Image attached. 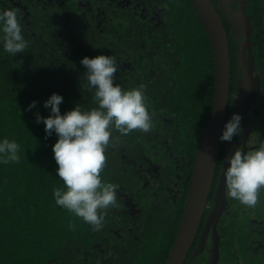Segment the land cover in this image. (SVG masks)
<instances>
[{
	"label": "trees",
	"instance_id": "1",
	"mask_svg": "<svg viewBox=\"0 0 264 264\" xmlns=\"http://www.w3.org/2000/svg\"><path fill=\"white\" fill-rule=\"evenodd\" d=\"M171 1H162L169 16ZM120 2L116 6L109 0H0V9L18 10L29 45L15 57L0 45V139L20 145L19 163L0 164V264L166 260L211 109L213 60L197 18L186 24L196 36L184 32L179 40L186 43L183 47L164 45L158 22L128 15ZM169 22L182 31L176 19ZM99 55L115 56L114 83L122 89L145 86L152 129H136L127 136L113 129L110 140L118 139L106 149L100 175L102 181L119 185L117 205L107 209L101 229L93 231L55 203L53 192L63 187L52 152L57 138L46 136L36 113L49 115L43 104L53 93L63 97L61 114L77 104L86 110L97 107L94 92L82 79L85 69L80 61ZM185 63L199 69L188 75L183 72ZM32 101L37 106L28 110ZM152 161L154 167L148 170ZM179 163L184 172L177 179ZM173 196L177 199L172 204ZM127 222L137 229L121 231Z\"/></svg>",
	"mask_w": 264,
	"mask_h": 264
},
{
	"label": "clouds",
	"instance_id": "2",
	"mask_svg": "<svg viewBox=\"0 0 264 264\" xmlns=\"http://www.w3.org/2000/svg\"><path fill=\"white\" fill-rule=\"evenodd\" d=\"M22 29L18 10L0 9V45L14 57L29 46ZM80 63L85 69L82 79L94 92L97 107L86 110L77 104L61 114L63 97L53 93L43 104L49 115L44 117L37 112L36 123L44 125L47 137L55 134L57 138L52 152L63 187L53 192L56 205L82 219L93 231H99L107 209L117 205L119 185L102 181L100 175L105 167V151L118 139L110 140L113 129L122 136L136 129L148 133L152 118L145 103L144 85L124 90L114 83V74L118 73L114 55L85 56ZM36 106L37 102L32 101L28 110ZM241 121L242 117L234 113L225 123L219 140L230 142L240 136ZM19 152L20 145L15 140L0 139V164L19 163ZM224 164L227 196L247 207H255L259 193L264 191V140L252 150L236 148ZM69 228L74 230L75 224L70 223Z\"/></svg>",
	"mask_w": 264,
	"mask_h": 264
},
{
	"label": "flooded vegetation",
	"instance_id": "3",
	"mask_svg": "<svg viewBox=\"0 0 264 264\" xmlns=\"http://www.w3.org/2000/svg\"><path fill=\"white\" fill-rule=\"evenodd\" d=\"M109 1L116 6L118 2L122 1L120 3L126 6L128 15H138L139 18L148 22L152 20L158 22L157 25L160 24L161 26L164 45L177 43L183 47L186 43L180 41L185 38L184 32L189 33L186 24L196 22V18L204 29L190 0H172L169 2V5L173 6V15L171 16H169L168 6L162 2L163 0ZM209 1L219 15L229 50V95L223 127L235 113L242 117L241 127L243 131L240 136L234 137L232 141H220L219 143L218 158L205 210L195 240L183 264H264V191L259 193V201L255 207H247L227 196L223 177L224 167H227L224 161L229 154L233 153L236 148L241 151L252 150L264 140V0ZM159 6H162L163 9ZM170 18L177 20L182 31L174 29L175 27L171 28ZM190 21L192 23H189ZM154 26L157 27L156 24ZM195 28L197 29V24H195ZM204 33L210 47L213 60L211 65L215 76L212 48L205 29ZM189 35L196 36L194 32L193 34L189 33ZM179 49L181 47L177 46L176 50ZM184 51L188 52V49ZM184 65L183 72L185 71L188 75L192 74L194 69H199L197 64L185 63ZM212 101L213 95L211 108ZM209 115L203 131L206 128ZM150 167H154L153 161L147 167L148 170ZM192 169L193 164L182 213ZM176 170L178 172L177 179L183 177L184 165L177 164ZM178 185L175 186L178 187ZM181 192V190H173V193L178 195ZM176 196H173L172 204L176 201ZM133 229L137 228H134L133 224L129 222L125 226H121V231L127 232ZM174 241L163 264L169 257Z\"/></svg>",
	"mask_w": 264,
	"mask_h": 264
},
{
	"label": "water",
	"instance_id": "4",
	"mask_svg": "<svg viewBox=\"0 0 264 264\" xmlns=\"http://www.w3.org/2000/svg\"><path fill=\"white\" fill-rule=\"evenodd\" d=\"M206 30L214 59L212 108L199 142L176 239L165 264H183L205 210L218 158L229 95V50L219 15L209 0H190Z\"/></svg>",
	"mask_w": 264,
	"mask_h": 264
}]
</instances>
